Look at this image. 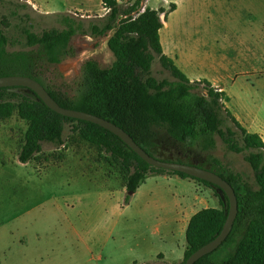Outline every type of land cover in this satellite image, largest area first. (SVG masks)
Masks as SVG:
<instances>
[{
  "label": "rangeland",
  "instance_id": "374dc122",
  "mask_svg": "<svg viewBox=\"0 0 264 264\" xmlns=\"http://www.w3.org/2000/svg\"><path fill=\"white\" fill-rule=\"evenodd\" d=\"M33 1L37 5L27 0H0L2 30L15 43L21 40L24 29L40 34L52 29L62 30L66 21H71L78 30L68 43L70 54L60 63L46 67L44 78L49 85L72 96L85 60L93 59L102 68L111 67L115 61L106 44L113 30L105 36H91L90 30L94 24L103 26L108 10L101 0ZM134 1L118 0L117 20L124 18ZM200 1L203 7L196 17L197 28L199 36L205 40L207 51L220 44V38L226 36L229 29L240 35L259 29V19L253 15L264 14V0L251 3L247 0ZM171 3V0H143L141 8H164L167 11ZM228 13H234L235 20L229 18ZM132 16L135 17V14L132 13ZM219 23L224 26H219ZM10 49L16 50L19 46ZM147 53L154 59L149 71L140 74L142 81L151 77L157 82H176L150 48ZM261 67L264 68V56ZM256 84L258 88L263 87L264 78ZM196 86V92L204 93L203 83ZM218 103L223 102L219 100ZM219 117L220 130L223 133L227 129L236 132L235 141L241 146L239 131L223 111L219 112ZM62 123L63 144L57 146L42 142L39 152L23 164L18 161V154L26 121L16 113L8 119H0V264H49L53 260L58 264H134L135 260L141 263L149 261L148 251L143 253L141 250L142 239L137 231L142 230V225L153 224L159 214L148 212L147 208H174L182 195L191 196V190L184 185L177 186L174 181L169 182L160 189L162 192L155 204L156 196H152L154 200L150 201L145 198L144 192L153 182L157 181L161 186L165 182L150 177L159 175L152 173L130 205L124 207L125 175L120 163L107 152L81 141L77 132L73 131L76 122L62 120ZM151 151L158 159L180 160L185 164L222 171L225 175H236L244 186L256 188L254 172L246 161L249 154L256 151L235 153L219 136L215 137V147L209 153L218 160L219 166L214 165L206 154L198 153L194 147L181 145L165 134L160 135ZM195 184L209 193L199 196L192 212L220 210V193L212 192L200 183ZM119 208L131 209L122 218ZM17 237H24L26 244H14L13 239ZM11 238L13 245L5 254L6 247L11 245ZM148 263L161 264L159 260Z\"/></svg>",
  "mask_w": 264,
  "mask_h": 264
},
{
  "label": "trees",
  "instance_id": "16d2710c",
  "mask_svg": "<svg viewBox=\"0 0 264 264\" xmlns=\"http://www.w3.org/2000/svg\"><path fill=\"white\" fill-rule=\"evenodd\" d=\"M142 1L135 0L124 18L117 20L118 0H101L108 14L102 27L95 24L90 26L91 36H105L113 30L106 44L115 61L111 67L102 68L93 59L85 60L81 64L80 78L72 96L46 83L44 75L46 67L60 63L70 54L68 43L78 28L67 20L62 30L52 29L35 34L24 29L21 40L12 43L2 30L0 18V77L17 75L34 79L60 107L85 112L115 124L156 159L151 150L161 134L181 145L194 147L218 166V160L209 154L215 147L216 136L235 153L256 151L246 158L254 172L255 189L241 184L236 175H225L222 171L197 165L218 174L233 187L237 215L225 241L194 264H264V142L258 135L248 134L231 117L224 104L218 103L219 100H226L223 93L206 80L190 82L163 55L159 42L162 27L160 15H164L165 21L167 15L175 10V4L171 3L167 11L164 8L154 10L145 7L143 12H139ZM13 44L19 49L11 50ZM148 48L159 57L161 65L169 70L176 82H157L151 77L142 81L140 74L149 71L154 59L147 53ZM198 83L204 84V93L195 91ZM220 111L239 131L241 146L235 141L236 132L227 129L223 133L220 130ZM15 113L27 123L18 154L20 163H28L39 152L42 142L62 145V120L74 121L77 126L73 131L77 132L81 141L107 152L120 163L125 175V205L152 173L176 175L200 183L213 192L218 191L222 199L220 210L203 209L190 218L185 231L186 248L180 264H185L192 253L221 232L229 204L217 186L182 173L149 166L112 133L95 124L54 113L27 88H0V119H8ZM172 162L182 163L180 160Z\"/></svg>",
  "mask_w": 264,
  "mask_h": 264
},
{
  "label": "crops",
  "instance_id": "0c3cea01",
  "mask_svg": "<svg viewBox=\"0 0 264 264\" xmlns=\"http://www.w3.org/2000/svg\"><path fill=\"white\" fill-rule=\"evenodd\" d=\"M27 1L37 5L33 0ZM248 1L257 2V0ZM171 2L175 4V10L167 15L165 21H163L164 15L160 18L162 27L159 30V42L163 55L170 59L190 82L206 80L223 93L226 98L223 104L231 117L248 134L258 135L264 142V86L258 88L257 84L254 85L264 78V68L261 67L264 56V14L253 15L257 20L259 19L258 30L256 28L248 33L239 32L242 33L240 35L229 29L227 35L220 38V44L207 51L205 40L199 36L196 20L203 2L199 0H171ZM85 5L84 3L83 6ZM228 16L235 20L234 13H228ZM219 26L224 25L219 23ZM228 26L230 27V24ZM149 176L124 207L130 205ZM150 177L165 182L162 186L157 181L153 182L144 192L145 198L149 200L153 199L152 196H156L155 200L153 199L155 204L160 198L162 192L160 189L173 181L177 186H187L191 190V196L182 195L174 208H147L148 212L156 211L159 214L153 224L142 225V230L137 231L139 238L142 239L141 250L143 253L148 251L149 261L141 263L135 260L133 263L153 264L148 262L159 260L161 264H180L186 248L185 231L190 218L196 213L192 212L194 210L192 207L197 204L200 195L208 194L209 191L199 188L193 180L176 175L159 174ZM119 209L120 217L125 218L131 208ZM12 239L11 245L4 251L5 254L10 252L13 240L14 244H26L24 237ZM49 264L58 263L53 260Z\"/></svg>",
  "mask_w": 264,
  "mask_h": 264
},
{
  "label": "water",
  "instance_id": "95a60500",
  "mask_svg": "<svg viewBox=\"0 0 264 264\" xmlns=\"http://www.w3.org/2000/svg\"><path fill=\"white\" fill-rule=\"evenodd\" d=\"M160 18H163V16H160ZM8 87L27 88L34 92L38 96V98L46 105V107L54 113L65 118L81 120L95 124L102 129L112 133L113 135L118 137L124 144H126L141 160H143L149 166L167 171L182 173L189 177L202 180L217 186L225 194L228 200L229 209L227 218L218 236L192 253L185 261V264H194L201 257L215 251L225 241L232 229L233 222L237 215V202L233 187L225 180H223L218 174L207 169L200 168L193 164L163 161L150 156L141 147H139L128 134H126L115 124L85 112L60 107L50 97L45 88L39 82L30 77L17 75L0 77V88Z\"/></svg>",
  "mask_w": 264,
  "mask_h": 264
},
{
  "label": "built area",
  "instance_id": "2783aa9c",
  "mask_svg": "<svg viewBox=\"0 0 264 264\" xmlns=\"http://www.w3.org/2000/svg\"><path fill=\"white\" fill-rule=\"evenodd\" d=\"M144 9H145V7H142L140 12H143V11H144Z\"/></svg>",
  "mask_w": 264,
  "mask_h": 264
}]
</instances>
